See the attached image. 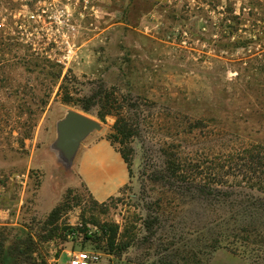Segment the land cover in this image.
I'll return each mask as SVG.
<instances>
[{
  "label": "rangeland",
  "instance_id": "1",
  "mask_svg": "<svg viewBox=\"0 0 264 264\" xmlns=\"http://www.w3.org/2000/svg\"><path fill=\"white\" fill-rule=\"evenodd\" d=\"M70 110L100 124L72 157ZM263 161L264 0H0V240L16 262L264 264V240L237 232L264 229ZM178 162L220 192L190 194Z\"/></svg>",
  "mask_w": 264,
  "mask_h": 264
},
{
  "label": "trees",
  "instance_id": "2",
  "mask_svg": "<svg viewBox=\"0 0 264 264\" xmlns=\"http://www.w3.org/2000/svg\"><path fill=\"white\" fill-rule=\"evenodd\" d=\"M69 100H70V98L66 99V101H69ZM89 109H90V105H88V104L83 105L84 111H89ZM108 113H111V112L109 110L107 112L106 111L101 112V113H98V116L101 120H104L105 115ZM113 129H114V132L108 136L109 139H112V137H113L115 140H118L122 137V139L120 141L124 142L125 139L129 136V132L127 130V121H126L125 117L119 116L113 125ZM112 141L114 142L113 139H112ZM120 152H121L122 158L124 159V161L127 164L128 170H129L130 160L128 159V156L125 153L124 149H121ZM261 163H262L261 166H264V161ZM169 170H170L169 178L171 177V179L173 181L180 183V184H185V185L188 184V186L190 187L189 188L190 194L200 195L202 197H210L211 195H214L215 193L220 192L219 190L217 192V190L215 188H213L207 184H198V183L190 182L187 175H185V173H184L185 172L184 171V164L181 162L174 163L173 165H170ZM249 200L251 202L252 199H249ZM243 201H244V198L242 200H240L241 203ZM263 201H264V199H260L258 197L257 200L255 202H253L254 204H252V205L260 206L263 204ZM60 207L61 206L54 207L52 210V214H56L59 211ZM248 226L244 225L243 227H241V228L238 227V229H237L238 230L237 232H239V234H240L241 241H243V242H251V241L257 242L258 241L259 242V240L261 241V239L264 240V229H259V228L254 227V226L253 227H248ZM257 237H258V239H257ZM18 240L21 241L22 238L19 237ZM6 241H7L6 237H3L0 240V264H26L25 259H23L24 263L15 261V259L13 258V256L10 254V251H9V249L12 247L13 243L11 242L7 246V245H5ZM25 241H27L26 242L27 244L25 243V245L27 247L19 249L18 253H20V256L24 255V257L27 258V257H30V255L28 254L29 253L28 250L30 247L29 245H31L33 242V239L31 237H29ZM22 243L24 244V240H22ZM28 264H37V263L30 262Z\"/></svg>",
  "mask_w": 264,
  "mask_h": 264
},
{
  "label": "water",
  "instance_id": "3",
  "mask_svg": "<svg viewBox=\"0 0 264 264\" xmlns=\"http://www.w3.org/2000/svg\"><path fill=\"white\" fill-rule=\"evenodd\" d=\"M95 128H100L96 119L80 111L70 110L58 124L57 143L65 150L68 157H72L80 142Z\"/></svg>",
  "mask_w": 264,
  "mask_h": 264
},
{
  "label": "crops",
  "instance_id": "4",
  "mask_svg": "<svg viewBox=\"0 0 264 264\" xmlns=\"http://www.w3.org/2000/svg\"><path fill=\"white\" fill-rule=\"evenodd\" d=\"M103 141H104V140H100V141L92 142L91 144H89V145L87 146V148L85 149V151H84L83 153H85V152H87V151H88V153H89L92 149H96V148H98V147L103 143ZM82 156H83V155H82ZM82 156H81V158H82ZM81 158H80L79 161H78V166H80L79 163H80V161H81ZM123 167H124V164H123ZM124 168H126V167H124ZM79 169L82 170V168H79ZM82 172H83V174H84L85 171L82 170ZM83 177H84V176H83ZM84 180L86 181V183H87V185L89 186V188L92 189L93 192H94V194H95L96 189L98 188V186H95L94 184L90 185V184L87 182V178H86V176L84 177ZM127 180H128V174L126 173V178H119V179L116 180L115 183H116V185H117V189H116V190H113V191H110L109 193H107V194L105 195V197H108V196H110V195L116 193V192L118 191V189H119L120 187H122V186L126 183ZM95 196H96V194H95ZM226 258H227L226 260L222 261L223 263H221L220 261H219V262L217 261V262L214 263V264H246V263H244V262H242V261H239V260L237 259V257L234 256V255H232V256L229 255V256H227ZM58 264H69L67 257H66V258H63L62 261H59Z\"/></svg>",
  "mask_w": 264,
  "mask_h": 264
},
{
  "label": "built area",
  "instance_id": "5",
  "mask_svg": "<svg viewBox=\"0 0 264 264\" xmlns=\"http://www.w3.org/2000/svg\"><path fill=\"white\" fill-rule=\"evenodd\" d=\"M99 259V255L95 252L80 250L73 252L68 258L69 264H95Z\"/></svg>",
  "mask_w": 264,
  "mask_h": 264
}]
</instances>
